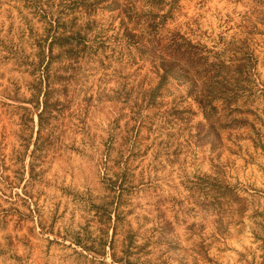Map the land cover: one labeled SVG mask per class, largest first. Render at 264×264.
I'll list each match as a JSON object with an SVG mask.
<instances>
[{
	"label": "rangeland",
	"instance_id": "374dc122",
	"mask_svg": "<svg viewBox=\"0 0 264 264\" xmlns=\"http://www.w3.org/2000/svg\"><path fill=\"white\" fill-rule=\"evenodd\" d=\"M0 264H264V0H0Z\"/></svg>",
	"mask_w": 264,
	"mask_h": 264
}]
</instances>
